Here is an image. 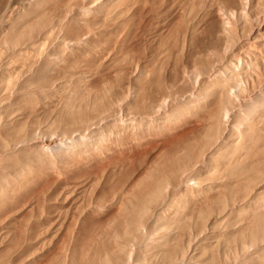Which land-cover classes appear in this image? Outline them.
Masks as SVG:
<instances>
[{
    "label": "rangeland",
    "instance_id": "374dc122",
    "mask_svg": "<svg viewBox=\"0 0 264 264\" xmlns=\"http://www.w3.org/2000/svg\"><path fill=\"white\" fill-rule=\"evenodd\" d=\"M48 1L49 0H47L46 5L45 0H0V51L5 50V52L3 53L1 51L2 55L4 53L8 55V53H11V51H13V46L7 42V36L9 35L7 33L12 32L13 29H17L20 34L24 31H29L30 27L33 26V30L31 29L29 33H25L24 42L16 47L15 50L19 48L20 50L23 49L24 51V48H28L27 45L33 44V42H37V44L35 43L36 45L33 44V46H36L34 47L35 49L33 48V51L36 50L37 52L34 51V53L32 51L34 54L31 53L33 56L31 55L32 57L28 59V62L26 60V63L22 58L20 59V57L11 61H17L19 63V59L20 62L22 60L26 65L25 66L24 64L19 63L23 65V68H27L31 63V65L33 66V70L39 66L46 67L47 70L45 73V81H38V84H34L33 88H28V93L24 94L26 98L21 101L16 107H20L19 109H22L20 110V112L19 110H16L15 113L11 114L10 112H7L5 110L1 111L4 115L1 114L0 116V118L2 119H0V121H3V123L0 122V127L5 128L7 126L5 128L7 130V133L5 132L6 130L0 129L1 131H3L0 132V134L2 133L0 141L2 139L5 140V136L10 133L9 131H11V128L13 126H19L20 121V126L24 127L27 125L25 127L27 135L21 143L19 142L20 145L17 144L19 146L18 148H15V152L13 150H9L8 152L7 150V152L3 154L4 151L1 153L0 150V174H2L3 171L13 172L12 169H14V167L18 168V171L20 172H18V178L14 175V173H11V178L7 176L8 174H4L6 175V177H8L6 178V185H4L3 180L0 179V182L2 183V185H0V264H131L132 262V264H193L191 260H193V256L195 254L202 256H198V258L200 257V259H197L196 261H199L198 264H254V262H256V259L258 258H260L258 259L259 262L257 261L258 264H264V255H262L264 254V239L261 240L262 242L260 241L256 242V244H250L249 241L252 240L246 238L245 236L248 234L247 230L245 229H248L247 227H249V225L251 226L250 222H247L248 219V221H250L249 217L252 213L249 211H251L253 208L258 207L260 213L262 214V216H264V193H262L264 192V161L260 162L263 163L262 165L259 164V167H261V169L258 168L259 170L256 171L257 173H255V180L251 179L252 181L249 180L247 182V184L249 183L251 186L250 189L246 188L243 182H240V184L237 181L238 184L235 185L236 180H234L232 177H225L229 182L226 181V179L219 174L220 172L214 173V171H218L216 165L220 162H216L214 158H212V155L209 153V151L203 152L202 156L201 146L198 145V140L204 137L203 124L199 120H196L195 116L189 111L191 104H193L192 101L197 98L196 94L202 87L200 82L203 78L207 80L209 78L208 81H211L215 78V74L220 70L226 72L228 68H233V66H235L236 64V66H238L239 63V66H244V68L241 70L242 76L240 75V79L241 81H243V84H245L244 81L247 78V83H249L250 89L247 93V96L244 93L241 95L237 93L238 90L236 88L231 89L232 92H234V90L236 92L233 93V97L236 95V100H240L238 102L234 99V106L237 107L241 104H244L243 102H241L243 96L250 99L258 97V95L256 94V90L253 91L251 89V84L253 82V84L256 85L264 81V0H217V2H215L216 0H195L196 2H194V6L192 3L194 0H104V2L103 0H66L67 2L65 0H59V3L54 0V2L52 1L53 4H51V0L49 2ZM189 2L191 3L189 4ZM42 3L43 7L41 6ZM61 3H63V5H59ZM48 4L51 5V7ZM191 4L193 7L191 6ZM45 5L50 10L48 8L47 10ZM41 7L43 8L44 14L42 13V11V14H39ZM38 8H40V10ZM44 10L46 12H44ZM85 10H87L88 14H90L91 16L87 15V12ZM35 12H38V18L37 15L34 14ZM84 12L86 15H83L86 17L82 15V13ZM232 12H235L234 15L236 14V16H231ZM245 13H247L246 15L248 16L249 20L246 19V17L244 18ZM31 16L33 19L35 17L37 23L31 18ZM101 16L102 18L106 16L103 18L105 21L102 20ZM31 21L33 22L32 24ZM39 21L41 22L38 23ZM11 23H13L12 26ZM20 23L24 24V26L23 24L21 25L25 30H22L23 27H21V25L20 28L22 31L19 29L18 26ZM33 24L36 25L34 26ZM13 25L16 26L14 27ZM236 25L239 27H237ZM226 26L229 27L230 30L233 27L234 29L230 31ZM49 29H51V31ZM236 29L238 31L241 30L239 34ZM47 32H49L50 36ZM232 32H234L238 36L236 35V37ZM46 33L49 37L46 35ZM43 39L46 41H44ZM245 39L249 40L246 41ZM42 41L44 47L41 46ZM44 42H46L47 44H45ZM3 43H5L4 45L6 46H4ZM248 43L249 45H251V48L247 46ZM255 49L261 50L256 51ZM227 50H229L230 52ZM64 51L66 53H64ZM71 52L72 54H70ZM12 54L13 53H11L10 55ZM80 54L82 55L79 56ZM224 54L227 57H225ZM254 54L257 56L259 62L257 64V66L259 67L256 68L257 70L253 68L257 66H252L251 69L249 67H245V63H247V61L251 60L250 62H252V60H254V58L252 57V55ZM82 56L85 57L82 58ZM76 57L78 59H76ZM84 58L86 59V61ZM2 59H0V65ZM32 59L33 61H31ZM83 59L85 62L83 61ZM164 59L165 61H163ZM236 59H240L238 60L239 63H237ZM73 60L76 62L78 60L80 61L76 63ZM61 61L63 62V64H61ZM17 62L15 63V65H11L9 68L14 69L16 67L15 69H18L21 65H19ZM64 63L66 64V66ZM159 63H161V66L159 65ZM74 66L78 69H76ZM224 66L227 68V70ZM70 67L73 69H70ZM205 70L206 72H203V75L201 71ZM251 72H254L258 77L253 75ZM197 75H199V77H197ZM248 76L251 77L252 80H249ZM195 78L197 79L196 83ZM58 81L65 82L67 86L62 82V85H59ZM83 82L88 83L83 84ZM70 83L71 86L69 88L68 84ZM54 86L58 87L55 89L53 88ZM52 88L55 91H52ZM41 90H43L44 93ZM62 90L65 91L63 92ZM51 91L52 93L50 94ZM86 91H89V93H86ZM48 92V95L50 97L46 94ZM68 92H72V94H69ZM31 94L33 96H30ZM43 94H45V97L43 96ZM68 94L71 97H80L82 94H84L83 96L87 95L88 98L95 101L97 110L90 112V114L94 116V118H89L93 119V121L91 120V123L83 126L79 125L80 128H75L73 126L74 128L71 129L70 126L72 125L69 124V117L71 115H69V113H67V109H65V107L67 106L65 100L67 101V99H69L68 96L66 97V95ZM27 95L30 97H28ZM34 96L38 97L35 98ZM62 97L64 99H62ZM40 98L42 99L40 100ZM167 98L170 99L167 100ZM181 98L185 100H182ZM35 101L38 102L37 104L39 107H37L35 104H32ZM63 102H65L64 104L66 106L63 105ZM24 103L28 105L32 104L31 106L27 105V108H30L32 106L33 107L31 109L35 107L38 108L37 110L35 109V114L34 112L32 114V110L29 109V113L31 114L28 115V117L26 115L28 114V109H26ZM4 104H6V102ZM60 105L65 106L62 110V113L64 115L60 114V108H63V106L60 107ZM103 105L107 110L104 109ZM118 105L120 109L118 108ZM157 105L161 106L162 109H160V107H158ZM157 109L163 111L158 112ZM186 111L188 112V114ZM176 112L180 114L177 115ZM174 113H176V115ZM230 113L231 112H229L228 115L231 118V121L229 120L230 123H226L227 117L225 119L223 118L224 124H222V132L223 136L225 137H232L231 128L233 124L237 127L236 129L239 128V130H243V128L246 129V126H250L246 122H243L244 124L242 122H239L238 124V122H236L238 115L234 111L231 114ZM5 114L7 115L5 116ZM21 114L24 116H22ZM56 114L59 117H57ZM8 115L9 117L7 118ZM170 117L171 119L166 120V118ZM172 118H174V121L172 120ZM60 119L62 121H60ZM8 120L10 121L8 122ZM158 120H160L161 122ZM45 122L48 126L45 124ZM262 124H264V118L260 119L259 124L256 123L255 125H252L255 127V131H262V133H260L263 135L264 125ZM225 125L228 127H226ZM97 126H99V128ZM42 127L45 128L43 129ZM227 128L229 129L227 130ZM78 129L81 130L78 131ZM101 130H104L105 132L103 131L104 133H101ZM94 131H96V134H98V136L96 135L97 139L95 141L91 138L93 134H95ZM50 134H55L54 137L52 136V138H56L54 140H51L49 137ZM79 135L87 136L86 149L89 148L88 150H86L84 147L83 151L81 150V147H75V145L68 148L67 150L63 148L60 150H56L55 148H53L50 151L46 150V152L44 151L45 149L41 150L44 144L50 145V142L52 141L57 142L60 137L62 138V136H67L69 137V139L78 140L79 138L77 139V137ZM99 135L101 136V138ZM105 136L107 137L105 138ZM236 136L238 137V134L235 135V137ZM235 137L232 139L235 141L236 145V143L238 142V138L235 139ZM89 139L91 143L88 142ZM97 140H100V143ZM5 141L3 143H5ZM37 141L39 142L38 144L36 143ZM41 142L44 143H42V147ZM77 148L78 150H80V153H78L79 151L76 150ZM74 149L79 155L74 151L73 152L76 155L72 153L71 150ZM186 149H190L193 152L192 159L197 162L196 166L194 168L185 169L186 173L183 175L184 179L183 176L179 178L171 177L170 183L171 186L175 188V190L177 188L176 192L174 188L170 186L171 188H169V191L168 189H165L166 191H164L161 199H159L158 202L151 207L152 209L150 208L149 212H145V214L144 212L143 214L141 213L143 215V217H141L143 223L142 225H139L138 223L137 224L142 227L141 229L139 227L136 228L140 230H142L143 228L144 232L140 230L137 231V229L136 232H131L133 233V240L135 237V242H133L131 236H127L124 234H128L129 232L127 233V231L124 230L123 227L118 231L113 232L112 228L109 225L118 217V209L120 208V204H118L119 201L121 199L126 200L134 198L132 190L135 189L148 177L149 171L151 169L155 167L157 168L160 166V164L162 165L163 163H166L167 160L175 153H184ZM12 152L15 153L14 156L12 154L10 155V153ZM259 152L260 151H258L256 155H253L252 158L254 159L256 156H262V153L260 154ZM203 162L204 165H202ZM214 163H217L215 165L216 167L214 166ZM22 164H24L25 166H22ZM221 166L222 163L219 164L218 167L223 170ZM21 170H23V173L21 172ZM178 170L176 169L174 171L178 172ZM204 171H207L205 175ZM261 177H263V180H261ZM180 180L183 181L181 182ZM218 180L219 182L225 180L224 182L231 183L228 185H232V187L226 186V183H224V185L226 184L225 186H220L222 183H220L219 185ZM231 180H233L235 184H233ZM253 180L256 182L258 181L259 184H257L258 182L255 183ZM184 181L186 184L188 183V185H186ZM208 184H212L210 188ZM252 184L254 187L252 186ZM182 185L184 188L181 187ZM185 186H187L188 188L192 186L193 188H195V192H197L196 188L199 189V187L201 186L200 188L202 190H199L203 192V194L200 193L201 195H203V199L200 194H197L198 197L200 195L198 199L194 190L192 191L191 188V190L188 191V188ZM257 187L258 190L260 188L259 191L257 190ZM218 189H220V191ZM199 190L198 192H200ZM184 191L186 192V194H188L189 192L188 198L186 197L187 195L184 196L186 200H199L201 203H203V205L199 201L198 202L200 203V205L197 201L192 202L193 204L190 203V206L192 205V209L196 206V210H192L194 211V216L192 218L193 220L186 219L187 221H185H190L191 223H188L191 224L190 226H192L193 224V227H199L196 232L194 231L195 227L193 228L192 236L190 235V238L188 237L189 229L188 226H186L187 224L185 225V221H183L184 219L182 221H179L180 223H184H178L179 226H176V224L174 223L175 221L172 222L173 220L178 219H176V214L174 212L173 213L175 215L172 213L174 209L177 210V213L178 211L182 212V210H185V213L188 212V209H186L184 203L179 202L178 199L180 197L179 194H181V196L185 195L183 194L185 193ZM190 191L192 193H190ZM217 191H219L220 193L223 192L224 195H222V193L221 195H219L220 193L218 192V194ZM165 193L169 195L167 196ZM209 193L213 194L210 195ZM216 193L219 195V198H216L218 197ZM191 194L193 197L195 195L196 199L195 197L194 199L190 197ZM250 194H252L251 198L249 197ZM174 195L178 196L175 197ZM208 195H210V197ZM212 195L214 198L212 197ZM259 195H263V198H260ZM221 196L227 197L228 201L225 197H223L222 199ZM211 197L212 200H209V198ZM258 197L260 198L258 199L259 201L257 200ZM175 198L179 202L178 205V202ZM224 198L227 201H225L227 205L225 203H222L224 202ZM201 199L203 201H201ZM206 199L209 201L207 202ZM213 199L215 200L214 203ZM216 199L219 200L217 201ZM252 199L255 200L250 201ZM175 200L176 203L174 202ZM238 200H241L244 204H247L248 207V204H250L249 202H252V204H256L259 206L255 205L254 207V205L250 204V208L246 206V212L245 210H243L245 205L240 202L241 204L239 203L237 206L240 207L242 204L244 205L243 209L241 208V210L245 211V213H243L244 215H242V211H240L239 208H237L236 210L238 212L232 209L233 206L235 207V204H237L236 202H238ZM210 202L212 204H210ZM215 202L217 203V206H215ZM205 203L208 207L205 205ZM174 204L175 206H177L174 207ZM178 206L180 207L179 209H182L181 207L183 206V209L179 210ZM212 206L214 207V210L212 209ZM218 206H221L222 209L224 207H226L225 209L228 208L227 211L232 209L229 211L230 214H225L227 216V219L226 216L225 220H223V218V221L220 219L221 222H223L222 226L220 221H214V217H216V219L218 218L217 214L219 213H217L216 210ZM221 207L219 208V212L221 211ZM158 208H160L162 211ZM164 209H166V211ZM198 209H200V211ZM208 209L212 210L207 211ZM154 211L157 212V214ZM196 211L199 213H197ZM212 211H214L215 214H213L214 212L212 213ZM231 211L233 214L231 213ZM171 213L175 217V219L172 215H170ZM196 213L199 215H196ZM236 213L241 214L242 217H238ZM141 214L138 213V215L142 216ZM138 215L136 214V216L133 215L132 217L137 219ZM152 215H155L156 217L153 216L152 218ZM169 215L173 217L172 221H170L172 218H169L170 220L167 219ZM208 215L211 221L213 219L214 220L210 222L212 225L208 223L209 225L207 224V227L204 228V221H210L208 219ZM244 216L248 218H244ZM162 217L167 218L166 220H164V218L162 219ZM203 218H206V220H203ZM231 218H234L235 221ZM237 218H240V220H238ZM242 218L244 219L245 223ZM158 219L160 222L158 221ZM161 219L163 222L161 221ZM191 220L193 221V223ZM161 222L167 223L170 226L172 225L171 223L175 224V227H173L171 230H173L174 233L176 232L178 236H181V233L183 234V237L185 239L183 241L185 253L183 252V254L185 256L183 255V258H180V260L179 256L181 257L182 254L177 253V249L175 248L176 241H173L175 240V238H172L176 237L177 239V236H174L176 235V233L174 234L173 231L170 232L173 234V236L170 240L169 234V236H167L169 237V239H167L165 235L166 231L163 228L161 229V227L163 226ZM156 223H158V225L160 226L157 227L158 225ZM232 223H237L238 225L236 224L234 226L232 225ZM241 224L242 227L244 226V228L240 227ZM185 227H187L188 230H185ZM157 228H160L161 230L159 229L158 231H156ZM214 229H216V231ZM236 229H244V231H240L239 233V230L237 231ZM209 230L214 232L212 233ZM234 230L236 231L234 232ZM139 232L141 234H139ZM242 233L245 235L243 236ZM234 234H236V239L234 238ZM162 235H165L163 237H165L167 240L165 238H162ZM118 236L120 237V239H118ZM114 237H117L118 240H122V243L123 241L126 243L128 241L129 246L128 244L124 243L123 245H126V247H128L126 248L127 250H130L131 252L133 251L132 254H130V258H128L129 256H127V258L125 256V254L129 253L126 252L127 250H123V253H121V250H119L120 245L118 244V242H116V245H119V249L116 248L117 246L115 244H112L114 243ZM159 237L165 240L163 243L162 239H160V247L155 244L158 242L157 240H159ZM142 240L145 242H142ZM152 240H154V243H152ZM166 241H170V243H167ZM172 241L174 243V246L172 245L173 247L170 246ZM130 242L132 245L131 247H134L133 249L130 248ZM148 242H150L151 244L148 245ZM244 242L246 243V245L244 244ZM122 243L120 244L122 245ZM186 243H189L190 247ZM123 245L121 247H123ZM199 245H202L203 247H205V249L202 246L200 247L201 250L197 249L199 248ZM243 245L246 246V249ZM257 245L258 250L256 249ZM170 249H173L171 251L173 253V256H171L172 254L170 252ZM241 249L244 250L241 251ZM162 251L165 252L163 253ZM173 251L178 254V257H175L176 254ZM196 251H200L203 253L201 255V253H197ZM154 252L157 255L156 258ZM120 253L122 255H120ZM153 253L154 256H152ZM168 253L170 254V256H168ZM106 255L109 257V259L104 258L106 257ZM148 255L153 259H150ZM190 255L192 258L191 260H189ZM138 256H140V258H137ZM170 257L172 259H170ZM145 258L146 263L143 260ZM173 258L175 260H173ZM129 259L131 260L129 261ZM246 259H248L249 261H246ZM136 260L140 261L138 262Z\"/></svg>",
    "mask_w": 264,
    "mask_h": 264
},
{
    "label": "bare ground",
    "instance_id": "6f19581e",
    "mask_svg": "<svg viewBox=\"0 0 264 264\" xmlns=\"http://www.w3.org/2000/svg\"><path fill=\"white\" fill-rule=\"evenodd\" d=\"M50 1V0H49ZM48 1V2H49ZM54 2V0H51V2ZM59 0H56V2H58ZM61 1V0H60ZM59 1V2H60ZM66 1V0H65ZM118 1V0H117ZM191 1V0H190ZM193 1V0H192ZM197 1V0H196ZM195 0L192 2L193 3V6H194V2H196ZM227 1V0H226ZM45 2H46V5H47V0H45ZM45 2H44V4H45ZM53 2L51 3V4H53ZM55 2V3H56ZM58 2V3H59ZM67 2V1H66ZM66 2H64V3H66ZM103 2H104V0H103ZM215 2H217V0L215 1ZM264 2V1H263ZM262 2V3H263ZM34 3V2H33ZM191 2H189V4H190ZM31 4V3H30ZM94 4H96V3H94ZM114 4V3H113ZM117 4V3H116ZM211 4H212V1H211ZM250 4V3H249ZM45 5V6H46ZM49 5V4H48ZM59 5H63V3H61V4H59ZM28 6H29V4H28ZM41 6L43 7V3L41 4ZM50 7H51V5H49ZM191 6H192V4H191ZM191 6H190V8H191ZM192 6V7H193ZM200 6V5H199ZM246 6H248V5H246ZM245 6V7H246ZM261 6V5H260ZM40 7V6H39ZM41 7V10H40V8H38L39 10H37V11H39L40 13L39 14H42L43 13V8ZM48 7L46 6V9H47ZM57 8V7H56ZM128 8V7H127ZM185 8V7H184ZM246 8H248V7H246ZM45 9V8H44ZM49 9V8H48ZM47 9V10H48ZM53 9V8H52ZM55 9V8H54ZM249 9V8H248ZM50 10V9H49ZM81 10V9H80ZM82 10H84V9H82ZM89 10V9H88ZM187 10V9H186ZM193 10V9H192ZM22 11V10H21ZM41 11H42V13H41ZM54 11V10H53ZM86 12H87V10H85ZM111 11H113V10H111ZM24 12V11H23ZM44 12H46L45 10H44ZM83 12V11H82ZM100 12V11H99ZM242 12V11H241ZM244 12V11H243ZM28 13V12H27ZM112 13V12H111ZM189 13V12H188ZM208 13V12H207ZM234 13L235 12H232V15L231 16H236V14L234 15ZM259 13V12H258ZM32 14V13H31ZM34 14H36L37 15V18H38V12L36 13H34ZM44 14V13H43ZM89 15V16H91L90 14H88V12L85 14V12L84 13H82V15ZM247 13H245V15H246ZM19 15V14H18ZM18 15H17V18H18ZM33 15V14H32ZM35 15V16H36ZM83 15V16H84ZM244 15V18L246 17V19H248V16L246 15L245 16ZM41 16V15H40ZM84 17H86V16H84ZM88 17V16H87ZM94 17V16H93ZM104 17H106V16H104ZM103 17V18H104ZM24 18V17H23ZM26 18V17H25ZM31 18H32V16H31ZM36 18V19H37ZM101 18H102V16H101ZM102 18V20H104ZM201 18V17H200ZM243 18V19H244ZM33 19V18H32ZM40 19V18H39ZM199 19V18H198ZM245 19V20H246ZM31 20V19H30ZM36 23H37V21L35 20V17H34V19H33ZM32 20V21H33ZM46 20V19H45ZM249 20V19H248ZM25 21H26V19H25ZM31 21V24L33 23ZM105 21V20H104ZM247 21V20H246ZM12 22V21H11ZM20 22V21H19ZM34 22V23H35ZM41 21H39L38 23H40ZM99 22V21H98ZM103 22V21H102ZM235 22H236V20H235ZM227 23H229V22H227ZM232 23V22H231ZM12 24L13 23H11V26H12ZM21 24H23V23H20L19 24V29L21 30V28H20V25ZM26 24V23H25ZM27 24H28V21H27ZM30 24V23H29ZM30 24V25H31ZM50 24V23H49ZM198 24V23H197ZM16 25H18V24H16ZM15 25V26H16ZM29 25V26H30ZM34 25V24H33ZM36 25V24H35ZM34 25V26H35ZM191 25V24H190ZM196 25V24H195ZM234 25V24H233ZM14 26V25H13ZM14 26V27H15ZM23 26H24V24H23ZM22 25H21V27H23ZM29 26H27V27H29ZM32 26V25H31ZM50 26V25H49ZM194 26V25H193ZM225 26V25H224ZM237 26V25H236ZM17 27V28H18ZM195 27V26H194ZM227 27V26H226ZM237 27H239V26H237ZM9 28V27H8ZM25 28H26V26H25ZM33 26L32 27H30V30L32 29L33 30ZM36 28V27H35ZM56 28V27H55ZM227 28H229V27H227ZM231 28H232V26H231ZM11 29V28H10ZM24 29V27L22 28V30ZM188 29V28H187ZM186 29V30H187ZM232 29H234V27L232 28ZM232 29L230 30V28H229V30L230 31H232ZM21 30V31H22ZM25 30V29H24ZM29 30V29H28ZM29 30V31H30ZM50 31H51V29H49ZM258 30V29H257ZM263 30V29H262ZM29 31H24V32H22V33H20L19 34V32H18V30L16 29V30H14L13 29V31L12 32H10V33H7V30H6V33L7 34H9L8 36H7V42L10 44V45H12L13 46V48H12V50L13 51H11V53H13L12 55H10L11 53H8V55L6 54V53H4L3 55H2V53L3 52H5V50L4 51H2V53H1V51H0V59H2V58H4V59H2L1 60V65H0V67H1V71H0V116H1V114H3L1 111H7V112H10L11 114L12 113H15V111L17 110H19V112H20V110H22V109H19V108H16L17 107V105L21 102V101H23L25 98H26V96L24 95V94H27L28 92V88H33V85L34 84H38V81H45V79H46V77H45V73H46V67H37V68H35L34 70H33V66L31 65V63L28 65V67L27 68H23V65H21V64H19V63H22V64H24L23 63V61L25 62L26 60H27V62H28V59H30L33 55L31 54V53H33L34 51H36V50H34L33 51V48L34 47H36V46H33V44H37V42H33V44H30V45H27L28 46V48L26 49V48H24V51H23V49H16L15 50V48L16 47H18L22 42H24V39H25V33L26 32H28L29 33ZM49 31V32H50ZM53 31H54V29H53ZM60 31V30H59ZM224 31V30H223ZM234 31V30H233ZM236 31L238 32V34H239V32L241 31H238L237 29H236ZM260 31V30H259ZM18 32V33H17ZM49 32H47L48 33V35H49ZM235 32V31H234ZM234 32H232V33H234ZM263 32V31H262ZM5 33V34H6ZM47 33H46V35H47ZM229 33V32H228ZM227 33V34H228ZM236 33V32H235ZM234 33V34H235ZM243 33V32H242ZM261 33V32H260ZM259 33V34H260ZM220 34V33H219ZM47 35V36H48ZM91 35V34H90ZM225 35V34H224ZM230 35H231V33H230ZM237 34H235V36H236ZM4 36V35H3ZM2 36V37H3ZM50 36V35H49ZM48 36V37H49ZM218 36V35H217ZM232 36H234V35H232ZM238 36V35H237ZM236 36V37H237ZM254 36V35H253ZM252 36V37H253ZM47 37V38H48ZM182 38V37H181ZM233 38H235V37H233ZM251 39V38H250ZM1 40V39H0ZM41 40V39H40ZM44 40V39H43ZM193 40V39H192ZM246 40V39H245ZM249 40V39H248ZM248 40H246V41H248ZM39 41V40H38ZM44 41H46V40H44ZM83 41V40H82ZM245 41V42H246ZM250 42V41H249ZM39 43V42H38ZM45 44H47L46 42H44ZM64 43V42H63ZM82 43V42H81ZM86 43V42H85ZM247 43V42H246ZM264 43V42H263ZM5 43H3V45H4ZM35 44V45H36ZM73 44V43H72ZM76 44H78V43H76ZM75 44V45H76ZM2 45V46H3ZM64 45V44H63ZM86 45V44H85ZM182 45V44H181ZM184 45V44H183ZM209 45V44H208ZM4 46H6V45H4ZM26 46V47H27ZM41 46L42 47H44V45H43V41L41 42ZM41 46H40V48H41ZM68 46V45H67ZM77 46V45H76ZM79 46V45H78ZM185 46V45H184ZM241 46V45H240ZM247 46H249V48H251V45H249V43L247 44ZM22 47H24V46H22ZM85 47H87V46H85ZM96 47V46H95ZM182 47V46H181ZM1 48V47H0ZM67 48V47H66ZM72 48V47H71ZM184 48V47H183ZM223 48H225V47H223ZM230 48V47H229ZM241 48H243V47H241ZM241 48H240V50H241ZM254 48V47H253ZM256 48V47H255ZM259 48V47H258ZM5 49V48H4ZM9 49V48H8ZM8 49H6V50H8ZM35 49V48H34ZM81 49V48H80ZM79 49V50H80ZM88 49V48H87ZM87 49H86V51H87ZM37 50H39V49H37ZM42 50H44V49H42ZM181 50V49H180ZM256 51H259V50H261V49H255ZM33 51V52H32ZM81 51V50H80ZM167 51V50H166ZM166 51H164V52H166ZM224 51V50H223ZM226 51V50H225ZM227 51H229V50H227ZM37 52V51H36ZM44 52V51H43ZM82 52V51H81ZM90 52H92V51H90ZM163 52V53H164ZM211 52V51H210ZM209 52V53H210ZM230 52V51H229ZM35 53V52H34ZM33 53V54H34ZM41 53H42V51H41ZM64 53H66L65 51H64ZM74 53V52H73ZM77 53H78V51H77ZM176 53V52H175ZM215 53V52H214ZM223 53V52H222ZM261 53V52H260ZM69 54V53H68ZM70 54H72V52L70 53ZM166 54V53H165ZM264 54V53H263ZM2 55V56H1ZM5 55V56H4ZM32 55V56H31ZM64 55V54H63ZM75 55V54H74ZM73 55V56H74ZM82 54H80L79 56H81ZM87 55V54H86ZM85 55V56H86ZM164 55V54H163ZM225 55V54H224ZM246 55V54H245ZM36 56V55H35ZM85 56H82V58L83 57H85ZM161 56V55H160ZM176 56V55H175ZM217 56V55H216ZM233 56V55H232ZM232 56H231V58H232ZM2 57V58H1ZM20 57V59L22 58L23 59V61L21 60V62H20V60L18 59V61H19V65H21L22 66V68H21V66L18 68V69H13V68H9L11 65H15V63L14 62H12L11 60H14V59H16V58H19ZM24 57H25V60H24ZM37 57V56H36ZM39 57V56H38ZM78 57V56H77ZM76 57V59H78ZM166 57H168V56H166ZM225 57H227L226 55H225ZM230 57V56H229ZM228 57V58H229ZM239 57V56H238ZM238 57H236V58H238ZM252 57L254 58V60H252V62H250V61H247V63H245L246 65H245V67H249L250 69L252 68V66H257V64L259 63L258 62V59H257V56L254 54V55H252ZM260 57H261V54H260ZM35 58V57H34ZM33 58V59H34ZM61 58V57H60ZM74 58V57H73ZM213 58V57H212ZM219 58V57H218ZM33 59L31 60V61H33ZM62 59V58H61ZM75 59V60H76ZM85 59V58H84ZM84 59H83V61H84ZM230 59V58H229ZM64 60V59H63ZM80 60H82V59H80ZM80 60H78L77 62H79ZM195 60V59H194ZM193 60V61H194ZM221 60V59H220ZM226 60V59H225ZM237 60V63H239V61L238 60H240V59H236ZM36 61V60H35ZM74 61V60H73ZM82 61V62H83ZM85 61H86V59H85ZM84 61V62H85ZM163 61H165V59L163 60ZM192 61V62H193ZM245 61V60H244ZM62 62V61H61ZM65 62V61H64ZM74 62H76V61H74ZM76 62V63H77ZM82 62H80V63H82ZM162 62V61H161ZM223 62H224V60H223ZM229 62V61H228ZM26 63V62H25ZM264 63V62H263ZM61 64H63V62L61 63ZM65 64V63H64ZM161 63H159V65H160ZM231 64H233V63H231ZM240 64V63H239ZM239 64H238V66H233V68H228V70H227V68H226V72H224V71H222V70H220L218 73H216V72H214V73H216L215 75V78L213 79V80H211V81H208L209 80V78H208V80L207 79H205V78H203L202 80H201V82H200V84H201V88L198 90V92H197V94H196V96H197V98L195 99V100H193L192 102H193V104H191V107L190 106H188V107H190V109H189V111H190V113H192L194 116H195V118H196V120H199L200 122H202V124H203V128H204V137L202 138V139H200V140H198V145L199 146H201V151H202V156H203V152H205V151H209V153L212 155V158H214V160L217 162V161H219L220 163L219 164H221L222 163V166H221V168H223V170L222 169H220V167H218L219 166V164H215L214 163V166L216 165L217 166V170L218 171H214V173L215 172H220L219 174L221 175V176H223L224 178L225 177H232L234 180H236V184H235V182L233 181V180H231V182L233 183V184H235V185H237L238 184V182L240 183V182H243V184H245V187L246 188H249L250 189V184L248 183L247 184V182L249 181V180H251V179H254L255 178V173H257L256 171L257 170H259L258 168H260L261 169V167H259V164H263V163H260L261 161H264L263 159H264V137H263V135H264V132H263V135L261 134L262 133V131H255V127L252 125V124H259V121H260V119H263L264 118V81L262 82V83H258V84H253V82H252V90L254 91V90H256V94L258 95V97L256 98H254V99H250V98H246L245 96H243V98H242V100H241V102H243L244 104H241V105H239V106H234V99L236 100L237 99V97H236V95L234 96V97H236V98H234L233 97V93H236L235 92V90H234V92H232V90L231 89H237L238 90V92L237 93H239L240 95L241 94H246V96L248 95L247 93L249 92V89H250V86H249V83H247V78H246V80L244 81L245 82V84H243V81H241V77H240V75H241V70L244 68V66H242V65H240L239 66ZM252 64V65H251ZM25 65V64H24ZM79 65V64H78ZM85 65V64H84ZM222 65V64H221ZM229 65V64H228ZM26 66V65H25ZM54 66V65H53ZM65 66H66V64H65ZM69 66V65H68ZM76 66V65H75ZM74 66V67H75ZM161 66V65H160ZM194 66V65H193ZM231 66V67H232ZM57 67V66H56ZM213 67V66H212ZM60 68V67H59ZM76 68V67H75ZM161 68V67H160ZM159 68V69H160ZM224 68V69H225ZM248 68V69H249ZM253 68H259L258 66L257 67H253ZM70 69H73V68H71L70 67ZM76 69H78V68H76ZM83 69V68H82ZM194 69V68H193ZM192 69V70H193ZM212 69V68H211ZM247 69V68H246ZM68 70V69H67ZM208 70V69H207ZM209 70H210V68H209ZM213 70V69H212ZM257 70V69H256ZM259 70V69H258ZM124 71V70H123ZM214 71V70H213ZM244 71H245V69H244ZM251 71H253V70H251ZM202 73L203 72H206V70L205 71H201ZM208 72V71H207ZM243 72V71H242ZM259 72V71H258ZM257 72V73H258ZM67 73V72H66ZM163 73V72H162ZM175 73V72H174ZM253 75H255V76H257L254 72H251ZM69 74V73H68ZM186 74V73H185ZM196 74H197V72H196ZM199 74H200V71H199ZM87 75V74H86ZM163 75V74H162ZM194 75V74H193ZM203 75H204V73H203ZM214 75V74H213ZM262 75V74H261ZM90 76H92V75H90ZM242 76V75H241ZM251 76V75H250ZM194 77H196V76H194ZM197 77H199V75H197ZM210 77V76H209ZM258 77V76H257ZM263 77V76H262ZM33 78H35V79H33ZM87 78V77H86ZM86 78H84V79H86ZM211 78H213V77H211ZM256 78V77H255ZM32 79V80H31ZM76 79V78H75ZM196 79V78H195ZM248 79L249 80H252L251 79V77H249L248 76ZM78 80V79H77ZM80 80V79H79ZM82 80V79H81ZM189 80V79H188ZM257 80H258V78H257ZM64 81V80H63ZM195 81V80H194ZM59 82V81H58ZM57 82V83H58ZM62 82V81H61ZM59 82V85H62V83H65V82ZM67 82V81H66ZM70 82V81H69ZM82 82V81H81ZM80 82V83H81ZM160 82V81H159ZM197 82V79H196V81H195V83ZM260 82V81H259ZM61 83V84H60ZM85 82H83V84H84ZM88 83V82H87ZM87 83H85V84H87ZM194 83V82H193ZM192 83V84H193ZM66 84V83H65ZM248 84V85H247ZM58 85V84H57ZM73 85V84H72ZM66 86H67V84H66ZM70 86H71V83L70 84H68V87L70 88ZM82 86V85H81ZM158 86V85H157ZM34 87H36V86H34ZM58 87V86H57ZM56 86H54L53 88H57ZM64 87V86H63ZM192 87V86H191ZM195 87H197V86H195ZM52 88V89H53ZM68 88V89H69ZM51 89V90H52ZM88 89V88H87ZM86 89V90H87ZM90 89V88H89ZM50 90V89H49ZM60 90V89H59ZM65 90H67V89H65ZM64 90V91H65ZM231 90V91H230ZM42 92H43V90H41ZM44 91H45V89H44ZM46 91H47V89H46ZM52 91H55L54 89L52 90ZM52 91L50 92V94L52 93ZM63 91V90H62ZM61 91V92H62ZM63 91V92H64ZM85 91V90H84ZM194 91H195V89H194ZM89 93V91H86V93ZM99 92V91H98ZM108 92V91H107ZM11 93H13V94H11ZM39 93H40V90H39ZM44 93V92H43ZM69 93V92H68ZM71 94H72V92H70ZM69 93V94H70ZM85 93V92H84ZM195 93V92H194ZM251 93V92H250ZM254 93V92H253ZM47 95L49 94V92L48 93H46ZM64 94V93H63ZM69 94L68 95H66V97L68 96V98L69 99H67V101L65 100V102H66V105L64 104L65 102H63V105H65V106H63V105H60V107H62L63 106V108H60L61 110H60V114L62 115L63 113H62V110L64 109V107H65V109H67V113H69V115H71L69 118H70V122H69V124H71L72 126H70L71 127V129H73L74 127L75 128H80L79 127V125L80 126H83V125H87L88 123H91V120L93 121V119H89L90 117H93L94 118V116L92 115V114H90V112L91 111H96L97 110V107L95 106V101L93 100V99H90V98H88V96L86 95V96H83L84 94H80L79 96L80 97H76V96H74V97H71V96H69ZM252 94V93H251ZM1 95H3V96H1ZM45 94H43V96H44ZM58 95V94H57ZM78 95V94H77ZM130 95V94H129ZM188 95V94H187ZM28 96V95H27ZM30 96H33L32 94L30 95ZM30 96H28V97H30ZM41 96V95H40ZM49 96V95H48ZM52 96V95H51ZM54 96V95H53ZM238 96V95H237ZM35 97V96H34ZM36 97H38V96H36ZM35 97V98H36ZM45 97V96H44ZM50 97V96H49ZM61 97V96H60ZM65 97V96H64ZM131 97V96H130ZM185 97V96H184ZM191 97H192V95H191ZM33 98V97H32ZM34 98V99H35ZM54 98V97H53ZM239 98V97H238ZM42 98H40V100H41ZM60 99V98H59ZM62 99H64L63 97H62ZM66 99V98H65ZM131 99V98H130ZM170 99V98H169ZM168 98H167V100H169ZM179 99V98H178ZM182 99V98H181ZM240 99V98H239ZM29 100V99H28ZM163 100V99H162ZM161 100V101H162ZM166 100V101H167ZM182 100H185V99H182ZM38 101V100H37ZM37 101H35L34 103H32V104H35L37 107H39L38 106V102ZM102 101V100H101ZM117 101V100H116ZM236 101H238V100H236ZM240 101V100H239ZM238 101V102H239ZM6 102V104H4ZM111 102H112V100H111ZM172 102H173V99H172ZM29 103V102H28ZM174 103H175V101H174ZM178 103V102H177ZM25 104V103H24ZM32 104H30V105H28V104H25V106H26V109H28V114H26L27 116L28 115H30L31 113L33 114V112H34V114H35V111L38 109V108H36L35 107V105H34V107L35 108H33L34 109V111H33V109H31L32 107H28L27 108V105L28 106H31ZM114 104V103H113ZM161 104V103H160ZM163 104V103H162ZM165 104V103H164ZM166 104H167V102H166ZM22 105V104H21ZM40 105V104H39ZM176 105V104H175ZM54 106V105H53ZM158 106V105H157ZM22 107V106H21ZM56 107V106H55ZM103 107H104V105H103ZM158 107H160V109H162V107L161 106H158ZM167 107V106H166ZM48 108V107H47ZM46 108V109H47ZM118 108L120 109V107H119V105H118ZM25 109V108H24ZM32 110V112L31 113H29L30 112V110ZM36 109V110H35ZM40 109V108H39ZM104 109H106L105 107H104ZM55 110V109H54ZM58 110V109H57ZM107 110V109H106ZM165 110H167V109H165ZM27 111V110H26ZM65 111V110H64ZM63 111V112H64ZM157 111L159 112V111H163V110H158L157 109ZM183 111H185V110H183ZM183 111H182V113H183ZM235 112L237 115H238V118L236 119V122H238V124H239V122L241 123H243V122H246L248 125H250V126H246V129L245 128H243V130L242 129H240L239 130V128L238 129H236L237 127L236 126H234V124H233V126H232V128H231V134H232V137L230 136V137H225V136H223V125L222 124H224L223 122V120L227 117V119H226V123H230V117L228 116L229 115V112ZM7 112H5V113H7ZM104 112H106V111H104ZM187 112V111H186ZM18 113V112H17ZM67 113H65V114H67ZM177 113V112H176ZM176 113H174L175 115H176ZM185 113V112H184ZM230 113V114H231ZM9 114V113H8ZM10 114V115H11ZM36 114H37V112H36ZM39 114V113H38ZM180 113H177V115H179ZM187 114H188V112H187ZM4 115V114H3ZM7 114H5V116H6ZM22 115V114H21ZM55 115V114H54ZM64 115V114H63ZM101 115V114H100ZM157 115V114H156ZM174 115V116H175ZM237 115H235V116H237ZM22 116H24V115H22ZM56 116H57V114H56ZM55 116V117H56ZM146 116V115H145ZM159 116H160V114H159ZM190 116V115H189ZM9 117V115L7 116V118ZM29 117V116H28ZM57 117H59V116H57ZM61 117H63V116H61ZM65 117V116H64ZM144 117V116H143ZM11 118V117H10ZM9 118V119H10ZM38 118V117H37ZM130 118V117H129ZM133 118H134V116H133ZM224 118V119H223ZM1 119V118H0ZM12 119V118H11ZM18 119V118H17ZM54 119V118H53ZM118 119V118H117ZM125 119V118H124ZM149 119H151V118H149ZM157 119H159V118H157ZM168 119H171V117L170 118H166V120H168ZM174 118H172V120H173ZM176 119V118H175ZM2 120V119H1ZM14 120V119H13ZM13 120H11V121H13ZM24 120V119H23ZM22 120V121H23ZM29 120V119H28ZM172 120H169V121H172ZM230 120V121H229ZM7 121V120H6ZM10 120H8V122H9ZM26 121V120H25ZM53 121V120H52ZM60 121H62L61 119H60ZM158 121H160V120H158ZM174 121V120H173ZM262 121V120H261ZM0 122H2L3 123V121H0ZM7 122V123H8ZM19 122V121H18ZM24 122V121H23ZM27 122V121H26ZM50 122V121H49ZM122 122V121H121ZM143 122H145V121H143ZM151 122V121H150ZM161 122V121H160ZM11 123V122H10ZM25 123V122H24ZM42 123V122H41ZM104 123V122H103ZM124 123V122H123ZM126 123V122H125ZM128 123V122H127ZM147 123V122H146ZM245 123V124H246ZM252 123V124H251ZM1 124V123H0ZM5 124H6V122H5ZM26 124V123H25ZM45 124L47 125V123L45 122ZM60 124V123H59ZM130 124V123H129ZM157 124V123H156ZM155 124V125H156ZM244 124V123H243ZM261 124V123H260ZM8 125V124H7ZM20 125H21V121H20ZM13 126L12 128H11V131H9L8 133V135L7 136H5V140H1L2 141V143L5 141V143H1V141H0V150H1V153L3 152V154H5L6 152H7V150H8V152H9V150H13L14 152H15V148H18V146L20 145L19 144V142L21 143L22 142V140H24L25 139V137H26V135H27V132L25 131V127L27 126ZM62 125V124H61ZM101 125V124H100ZM118 125V124H117ZM136 125V124H135ZM237 125V124H236ZM262 125H264V124H262ZM3 126H4V124H3ZM48 126V125H47ZM74 126V127H73ZM77 126V127H76ZM134 126V125H133ZM132 126V127H133ZM159 126V125H158ZM226 126V125H225ZM230 126H231V124H230ZM241 126H242V124H241ZM7 127V126H6ZM5 127V128H6ZM98 128H99V126H97ZM96 127V128H97ZM119 127V126H118ZM121 127H122V125H121ZM124 127V126H123ZM127 127V126H126ZM136 127V126H135ZM226 127H228V126H226ZM243 127H245V126H243ZM5 128H1L0 127V129H4V130H6ZM43 128V127H42ZM45 128V127H44ZM43 128V129H44ZM110 128V127H109ZM112 128V127H111ZM264 128V127H263ZM46 129H48V128H46ZM117 129V128H116ZM124 129V128H123ZM229 128H227V130H228ZM9 130V129H8ZM50 130V129H49ZM79 130H81V129H78V131ZM235 130H237V131H235ZM242 130V131H241ZM258 130V129H257ZM260 130V129H259ZM102 131V130H101ZM104 131V130H103ZM101 132V133H104V132ZM108 131V130H107ZM106 131V132H107ZM112 131V130H111ZM114 131V130H113ZM118 131V130H117ZM0 132H3V131H1L0 130ZM6 133H7V130L5 131ZM5 132H4V134H5ZM95 132V134H93ZM92 134H93V136L91 137L94 141L97 139V137H96V135L98 136V134H96V131H94ZM109 132H110V129H109ZM108 132V133H109ZM187 132V131H186ZM38 133V132H37ZM39 133H40V131H39ZM2 134V133H1ZM1 134H0V137H2L1 136ZM75 134V133H74ZM86 134H87V131H86ZM110 134V133H109ZM119 134V133H118ZM238 134V137L236 136L235 137V135H237ZM55 135V134H54ZM54 135H52V134H50V139L51 140H54L55 138H52V136L54 137ZM101 135V134H100ZM99 135V136H100ZM116 135V134H115ZM183 135H184V133H183ZM37 136H38V134H37ZM74 136V135H73ZM103 136V135H102ZM118 136V135H117ZM3 137H4V135H3ZM107 136H105V138H106ZM235 137V139H237L238 140V142L236 143V145H235V141L232 139V138H234ZM47 138H48V136H47ZM46 138V139H47ZM73 138V137H72ZM76 138V137H75ZM79 138V139H78ZM87 136L86 135H79L78 137H77V139L78 140H75V139H69V137H67V136H62V138L60 137L59 139H58V143L57 142H55V141H52V142H50L49 140V142L51 143L50 145H46V144H44L43 142H41V147H42V143L44 144L43 145V149L41 148V150H44L45 152H46V150L48 151H50L51 149H53V148H55L56 150H60V149H68V148H70V147H72V146H74L75 145V147H77V146H79V147H81V150H83L84 151V147H85V149L87 148ZM90 138V139H91ZM100 138H101V136H100ZM99 138V139H100ZM109 138V137H108ZM40 139V138H39ZM90 139H89V141L88 142H90ZM45 140V139H44ZM92 140V141H93ZM101 140V139H100ZM99 140V141H100ZM32 141V140H31ZM47 141V140H46ZM93 141V142H94ZM98 141V140H97ZM98 141V142H99ZM92 142V143H93ZM97 142V143H98ZM103 142V141H102ZM25 143V142H24ZM30 143V142H29ZM37 144L39 143L38 141L36 142ZM91 143V142H90ZM100 143V142H99ZM17 144H19V145H17ZM34 144V143H33ZM89 144V143H88ZM16 145H17V147H16ZM94 145H95V143H94ZM93 145V146H94ZM97 145V144H96ZM30 146H32V145H30ZM89 146V145H88ZM92 146V145H91ZM21 147V146H20ZM78 147V148H79ZM83 147V148H82ZM97 147V146H96ZM39 148V149H40ZM78 148L76 149L77 151H79L78 153H80V150H78ZM91 148V147H90ZM34 149V148H33ZM32 149V150H33ZM54 149V150H55ZM80 149V148H79ZM89 149V148H88ZM88 149H86V150H88ZM55 150V151H56ZM262 150V151H261ZM53 151V150H52ZM72 151V153H74V152H76L75 151V149L74 150H71ZM74 151V152H73ZM82 151V152H83ZM258 151H260L259 153L261 154L262 153V156H256L254 159L252 158V156L253 155H256V153L258 152ZM14 152H12V153H10V155L12 154L13 156L15 155V153ZM28 152V151H27ZM40 152H42V151H40ZM45 152H43V153H45ZM67 152V151H66ZM87 152V151H86ZM14 153V154H13ZM48 153V152H47ZM70 153V152H69ZM77 152H76V154H78ZM208 153V154H209ZM2 154V155H3ZM8 154V153H7ZM75 154V153H74ZM75 154V155H76ZM45 155V154H44ZM47 155V154H46ZM79 155V154H78ZM207 155V154H206ZM206 155H204V156H206ZM7 156V155H6ZM5 156V157H6ZM12 156V157H13ZM192 156H193V152L190 150V149H186V151L184 152V153H175L172 157H170L168 160H167V162L166 163H163L162 165L160 164V166L159 167H155V168H153V169H151L150 171H149V174H148V177L143 181V182H141L135 189H133L132 191H133V195H134V198H132V199H126V200H124V199H121L120 201H119V203L118 204H120V208L118 209V217L116 218V220H114V221H112L111 222V224L109 225L111 228H112V230H113V232L115 231H118L120 228H124V230H126L127 231V233L128 234H126V233H124L125 235H127V236H131V239H132V235H133V233H131V232H136V229H137V231H139L140 229H141V227L139 226V225H142V223H143V220H141V217H143V212H144V214H145V212H149V210H150V208L155 204V203H157L158 202V200L159 199H161V196L163 195V193H164V191H166L167 189H168V191H169V188H171V187H173V186H171V183H170V178L171 177H182L186 172H185V169H187V168H194L195 166H196V161H194L193 159H192ZM0 157H1V154H0ZM8 157V156H7ZM10 157V156H9ZM36 157H38V156H36ZM49 158V157H48ZM51 158V157H50ZM205 158V157H204ZM203 158V159H204ZM11 159V158H10ZM214 160H213V162H214ZM49 161H51V160H49ZM166 161V160H165ZM164 161V162H165ZM197 161H199V160H197ZM53 162V161H52ZM169 162V163H168ZM199 163V162H198ZM51 164V163H50ZM15 165H17V164H15ZM24 164H22V166H23ZM200 165V164H199ZM202 165H204V162L202 163ZM264 165V164H263ZM25 166V165H24ZM215 166V167H216ZM205 167V166H204ZM209 167V166H208ZM22 168H24V167H22ZM211 168H212V166H211ZM214 168V167H213ZM263 168V167H262ZM21 169V168H20ZM19 169V170H20ZM178 170V172H176V171H174V170ZM204 169V168H203ZM215 170H216V168H215ZM263 170V169H262ZM12 171L13 172H6V171H3V173H2V171H1V173L2 174H0L1 176H0V179L1 180H3V182H4V185H6L5 183H7V181H6V178H8V177H10V175H12L11 173H14V175L18 178V176H19V171H18V168H16V167H14V169H12ZM212 171V170H211ZM222 171V172H221ZM5 172V173H4ZM19 172V173H18ZM21 172L23 173V170H21ZM203 172V171H202ZM205 172V171H204ZM207 172V171H206ZM206 172L204 173V175L206 174ZM195 173V172H194ZM261 173V172H260ZM4 174H8L7 176L8 177H6V175H4ZM198 174V173H197ZM212 174V173H211ZM213 175V174H212ZM258 175V174H257ZM220 176V177H221ZM198 177H199V175H198ZM201 177H202V175H201ZM200 177V178H201ZM222 177V178H223ZM259 177V176H258ZM11 178V177H10ZM14 178V177H13ZM223 178V179H224ZM263 177H261V180H263L262 179ZM15 179V178H14ZM183 179H184V176H183ZM226 179V178H225ZM257 179V178H256ZM11 180V179H10ZM141 180V179H140ZM193 180V179H192ZM191 180V181H192ZM215 180H216V178H215ZM214 180V181H215ZM220 180V179H219ZM219 180H218V182H219ZM255 180V179H254ZM253 180V181H254ZM6 181V182H5ZM181 181V180H180ZM183 181V180H182ZM181 181V182H182ZM194 181H196V180H194ZM225 181V180H224ZM224 181H220L219 182V185H220V183H222L220 186H225L226 184V186H230V185H228V184H231V183H228L229 181H228V179H226V181H228L227 183L226 182H224ZM238 181V182H237ZM252 181V180H251ZM181 182H180V185H181ZM190 182V181H189ZM217 182V181H216ZM255 183H257L256 181H254ZM262 182V181H261ZM260 182V183H261ZM135 183V182H134ZM184 183H185V181H184ZM183 183V184H184ZM213 183V182H212ZM224 183H226L225 185H224ZM251 183V182H250ZM186 184V183H185ZM241 184V183H240ZM239 184V185H240ZM257 184H259V182L257 183ZM264 184V183H263ZM0 185H2V183L0 182ZM8 185V184H7ZM186 185H188V183L186 184ZM190 185V184H189ZM209 185V184H208ZM211 185L212 184H210L209 185V188L211 187ZM217 185V184H216ZM131 186V185H130ZM171 186V187H170ZM252 186H253V184H252ZM256 186V185H255ZM260 186V185H259ZM181 187H183V185L181 186ZM185 187H187V186H185ZM196 187V186H195ZM198 187V186H197ZM201 187V186H200ZM199 187V189L200 190H202L201 188ZM217 187H219V186H217ZM230 187H232V185L230 186ZM254 187V186H253ZM261 187V186H260ZM1 188V187H0ZM3 188V187H2ZM174 188V187H173ZM184 188V187H183ZM188 188V187H187ZM190 188V189H189ZM187 190L189 191V190H191V188H192V191L195 189V188H193L192 186L191 187H189ZM225 188V187H224ZM166 189V190H165ZM179 189H180V187H179ZM178 189V190H179ZM197 189V192H198V188H196ZM212 189H214V188H212ZM215 189H217V188H215ZM221 189V188H220ZM220 189H218L219 191H220ZM253 189V188H252ZM255 189V188H254ZM172 190V189H171ZM174 190H175V188H174ZM176 190H177V188H176ZM176 190H175V192H176ZM199 190V191H200ZM211 190V189H210ZM245 190V189H244ZM257 190H258V187H257ZM259 190H260V188H259ZM258 190V191H259ZM4 191V190H3ZM187 191V192H188ZM219 191H217V193L219 192ZM249 191H252V190H249ZM185 192V191H184ZM194 192H195V190H194ZM193 192V193H194ZM195 192V194H196V197L199 199V197H200V193H202L203 194V192L202 191H200V192ZM256 192V191H255ZM3 193V192H2ZM168 193V192H167ZM190 193H192L191 191H190ZM215 193V192H214ZM216 193V194H217ZM220 193V192H219ZM218 193V194H219ZM222 193V195H224V193L223 192H221ZM221 193L219 194V195H221ZM247 193H248V191H247ZM251 193V192H250ZM260 193V192H259ZM262 193H264V192H262ZM166 194V193H165ZM183 194H185V195H183ZM182 195L183 196H181V194H179V202H182V203H184V206L186 207V209H188L187 211L188 212H186L185 213V210H182L183 209V206L181 207L182 209H179L180 207L178 206V209L179 210H182V212L180 211H178V213L176 212L177 210L176 209H174L173 207V209H174V211H172V213L176 216V219L177 220H173V215H172V213L170 214V215H172L173 217H171L170 215H169V217L167 218V219H169V218H172L170 221H172V222H174L175 224H176V226H179V224L178 223H180L179 221H182L183 219V221H185L186 219H192L193 218V212L194 211H192L193 209H195L196 208V206L195 207H193V209H192V205L190 206V203L191 204H193L192 202H194V201H199V200H192V199H185V197L184 196H186L187 198H188V194H189V192H188V194H186V192L185 193H183ZM197 194H200L199 195V197H198V195ZM204 194H207V193H204ZM210 194V193H209ZM211 194H213V193H211ZM210 194V195H211ZM215 194V195H216ZM217 194V195H218ZM261 194V193H260ZM167 195V194H166ZM169 195V194H168ZM167 195V196H168ZM172 195V194H171ZM194 195V194H193ZM210 195H208L209 197H210ZM214 195V196H215ZM219 195H218V197H216V198H219ZM226 195V194H225ZM230 195V194H229ZM258 195V194H257ZM175 196V195H174ZM178 196V195H177ZM177 196H175V197H177ZM202 196V199H203V195H201ZM205 196H207V195H205ZM204 196V197H205ZM251 196H252V194H250V198H251ZM123 197V196H122ZM190 197H192L193 199H194V197H195V195H194V197L192 196V194H191V196ZM189 197V198H190ZM196 197H195V199H196ZM212 197H213V195H212ZM212 197L211 198H209V200H212ZM222 197V196H221ZM223 197H225V196H223ZM223 197H222V199H223ZM254 197H255V195H254ZM259 197L261 198H263V195L262 196H260L259 195ZM257 198V200L258 199H260V198ZM214 198V197H213ZM226 199H227V197H225ZM224 198V202H222L223 204L225 203V201H226V199ZM176 199V198H175ZM201 199V201H203ZM208 199V198H207ZM206 199V200H207ZM221 199V198H220ZM244 199H246V198H244ZM248 199V198H247ZM256 199V198H255ZM255 199H252V200H250V201H253V200H255ZM177 200V199H176ZM176 200L174 201L175 203H176ZM180 200H182V201H180ZM192 200V201H191ZM206 200H205V202H206ZM209 200H207V202L209 201ZM217 201L219 200V199H216ZM264 200V199H263ZM214 199H213V203H214ZM216 201V202H217ZM227 201H228V199H227ZM226 201V202H227ZM242 201H243V199H242ZM241 200H238V202H236L237 204H235V207L233 206V210H237V208H239L240 209V211H242L241 210V208L243 209V207H244V205H245V207H244V209L243 210H245L248 206H247V204H244L243 202H242ZM248 201V200H247ZM259 201V200H258ZM173 202V203H174ZM177 202H178V200H177ZM179 202L177 203V205L179 204ZM200 202V201H199ZM198 202V203H199ZM212 202V201H211ZM210 202V204H212ZM215 202V203H216ZM240 202H242L243 204L239 207V206H237ZM245 202V201H244ZM249 202V201H248ZM255 202V201H254ZM262 202V201H261ZM91 203V202H90ZM197 203V204H198ZM201 203V202H200ZM200 203H199V205H200ZM218 203V202H217ZM217 203H216V205L215 206H217ZM233 203V202H232ZM250 204H252V202H249ZM256 203V202H255ZM117 204V205H118ZM172 204V203H171ZM202 205H203V203H201ZM226 204V203H225ZM241 204V203H240ZM250 204H248L249 205V207L248 208H250L251 206H250ZM162 205H164V204H162ZM169 205V204H168ZM176 205V206H177ZM181 205V204H180ZM183 205V204H182ZM195 205V204H194ZM201 205V206H202ZM205 205H206V203H205ZM220 205H221V203H220ZM227 205V204H226ZM252 205H254V207H255V205L256 204H252ZM174 207H176L175 206V204L173 205ZM207 206V205H206ZM224 206V205H223ZM247 206V207H246ZM256 206H259V205H256ZM118 207V206H117ZM167 207V206H166ZM185 207H184V209H185ZM208 207V206H207ZM221 207V206H220ZM219 206L216 208V210H217V213H219V214H221V215H219V214H217L218 215V218L216 219V217H214L215 218V220L214 221H217V222H219L220 221V223H221V226H222V223L223 222H221V220H222V218H223V220H225V216L227 215V213L228 214H230L229 213V211L230 210H232V209H230L229 211H227L228 210V208L227 209H225L226 207H224L223 209H222V207H221V211L219 212V208H220ZM163 208V207H162ZM168 208V207H167ZM199 208V207H198ZM210 208H211V205H210ZM214 207L212 206V209H213ZM252 208H253V206H252ZM116 209V208H115ZM152 209V208H151ZM158 209H160V208H158ZM157 209V210H158ZM204 209V208H203ZM211 209V210H212ZM148 210V211H147ZM161 210V209H160ZM165 211H166V209H164ZM196 210V209H195ZM199 211H200V209H198ZM210 209H208L207 211H209ZM210 210V211H211ZM214 210V209H213ZM248 210H250V209H248ZM155 211H156V209H155ZM154 211V212H155ZM162 211V210H161ZM246 211V210H245ZM245 211H242L241 212V214L242 215H244L243 213H245ZM197 212V211H196ZM214 211H212V213H213ZM234 212V211H233ZM236 212H238V211H236ZM247 212V211H246ZM249 212H252L251 214H250V221H248L247 219V222L249 223L250 222V224H251V226L249 225V227H247L248 229H245V230H247V232H248V234L247 235H245V234H243V236L245 235L246 236V238H248V239H250V240H252V241H249L250 242V244H256V242H260L261 240H263L264 239V216H262V214L260 213V211H259V209H258V207L257 208H253L251 211H249ZM112 213V212H111ZM138 213L139 214H141L142 216H140V215H138ZM156 214H157V212H155ZM163 213V212H162ZM183 213H184V215H183ZM197 213H199V212H197ZM196 213V215H199V214H197ZM231 213H232V211H231ZM240 213V212H239ZM239 213H236L237 215H238V217H240L241 216V214H239ZM136 214L139 216H137V219H138V221H137V219H135L134 217H132L133 215H135L136 216ZM155 214V215H156ZM167 214V213H166ZM186 214V215H185ZM210 214V213H209ZM213 214H215V212L213 213ZM226 214V215H225ZM233 214V213H232ZM236 214H235V216H236ZM247 214V213H246ZM155 215H152V218H153V216H155ZM159 215H161V214H159ZM163 215V214H162ZM109 216V215H108ZM145 216V215H144ZM168 216V215H167ZM220 216V217H219ZM224 216V217H223ZM232 216V215H231ZM246 216V215H245ZM244 216V218H248V217H245ZM249 216V215H248ZM156 217V216H155ZM158 217V216H157ZM201 217H204V216H201ZM200 217V218H201ZM211 217V216H210ZM242 217V216H241ZM108 218V217H107ZM159 218H161V217H159ZM164 218V220H166V218L165 217H162V219ZM162 219H161V221H162ZM174 219H175V217H174ZM179 219H181V220H179ZM206 220V218H203V220ZM208 219H209V215H208ZM221 219V220H220ZM226 219H227V216H226ZM232 219V218H231ZM236 219V218H235ZM238 219V218H237ZM243 219V218H242ZM241 219V220H242ZM150 220V219H149ZM148 220V221H149ZM151 220H153V219H151ZM193 220V219H192ZM191 220V221H192ZM202 220V219H201ZM210 220V219H209ZM212 220V221H213ZM222 220V221H223ZM232 220H234V218L232 219ZM231 220V221H232ZM238 220H240V218L238 219ZM237 220V221H238ZM158 221H159V219H158ZM187 221V220H186ZM184 222L185 223V225L186 226H188V229H187V227H185V230L187 229L188 231H189V238H190V235L192 236V231H193V228H194V231L196 232V230L199 228V227H197V226H194L193 227V224H192V226H190L191 224H188L189 222ZM195 221V220H194ZM211 220L208 222L207 220L206 221H204V224H203V227L205 228V227H207V224L209 223V224H211L210 222H212ZM231 221H230V223H231ZM235 221V220H234ZM236 221V222H237ZM243 221H244V219H243ZM157 222V221H156ZM160 222V221H159ZM163 222V221H162ZM161 222V223H162ZM165 222H167V221H165ZM203 222V221H202ZM233 222V221H232ZM240 222V221H239ZM139 225H138V224ZM171 223V222H170ZM184 223H180V224H184ZM191 223V222H190ZM192 223H193V221H192ZM234 223V222H233ZM232 223V225H236V224H233ZM244 223H245V221H244ZM157 225H158V223H156ZM155 224V225H156ZM160 224V223H159ZM163 224V226L161 227V229L163 228L165 231H166V238L167 239H169V237H170V240H171V237L173 236V234L172 233H170V232H172L173 230H171L173 227H175L174 225L175 224H173V223H171L172 225L170 226L169 224H167V223H162ZM161 224V225H162ZM208 224V225H209ZM215 224H217V223H215ZM229 224V223H228ZM147 225V224H146ZM146 225H144V226H146ZM154 225V226H155ZM212 225V224H211ZM210 225V226H211ZM218 225H219V223H218ZM238 225V224H237ZM244 225V224H243ZM143 226V227H144ZM160 225H158L157 227H159ZM182 226H184V225H182ZM215 226V225H214ZM228 226V225H227ZM231 226V225H230ZM240 226V225H239ZM109 227V228H110ZM136 227H139L140 229H138V228H136ZM201 227V226H200ZM213 227V226H212ZM232 227V226H231ZM241 228H244V226L242 227V224H241V226H240ZM146 228V227H145ZM234 228V227H233ZM237 228V227H236ZM156 229V228H155ZM160 229V228H159ZM158 228H157V230L156 231H158L159 230ZM160 229V230H161ZM183 229V228H182ZM207 229V228H206ZM205 229V230H206ZM175 230V229H174ZM215 231H216V229H214ZM227 230V229H226ZM237 231L239 230V233H240V231L242 232V231H244V229L243 230H241V229H236ZM236 230H234V232L236 231ZM140 231H143V228H142V230H140ZM155 231V232H156ZM209 231H211V230H209ZM233 231V230H232ZM144 232V231H143ZM146 232V231H145ZM183 232V231H182ZM185 232V231H184ZM203 232V231H202ZM207 232V231H206ZM212 232V231H211ZM214 232V231H213ZM212 232V233H213ZM227 232V231H226ZM131 233V234H130ZM173 233H174V231H173ZM176 233V232H175ZM174 233V234H175ZM191 233V234H190ZM217 233H218V231H217ZM246 233V232H245ZM114 234V233H113ZM130 234V235H129ZM137 234H138V232H137ZM139 234H141L140 232H139ZM154 234H156V233H154ZM169 234H170V236H169ZM172 234V235H171ZM179 234V233H178ZM187 234V233H186ZM196 234V233H195ZM202 234V233H201ZM222 234V233H221ZM116 235V234H115ZM124 235V236H125ZM148 235V234H147ZM152 235V234H151ZM165 235H162V238H165V237H163V236H165ZM181 236H178L177 235V233H176V235H174V236H177V239H176V237H172L173 239L175 238V240H173V241H176V244H175V248L177 249L176 251H177V253L178 254H182L181 255V257L179 256V260H180V258H183L182 256L184 255L183 254V252L185 253V248L183 247V241L185 240L184 239V237H183V234L181 233L180 234ZM188 235V234H187ZM230 235V234H229ZM233 235V234H232ZM236 234H234V236H235ZM117 236V235H116ZM167 236H169V237H167ZM216 236V235H215ZM227 236V235H226ZM113 237V236H112ZM149 237H152V236H149ZM144 238V237H143ZM162 238H160L159 237V240H157V241H155V242H157V243H155L156 245H158L159 246V243L161 242L160 241V239H162ZM165 238V239H166ZM235 239H236V236L234 237ZM118 239H120V237L118 236ZM117 239V237L115 238L114 237V243H112V244H115L116 245V242H118V244L120 245H118L119 247H120V249H119V247L117 246H115L116 248H118L119 250H121V253H123V250L124 251H126L127 249L126 248H128V247H126V245H123V243L124 244H128V246H129V243H128V241H127V243L126 242H124L123 241V243H122V240H118ZM122 239V238H121ZM166 239V240H167ZM195 239V238H194ZM218 239V238H217ZM239 239V238H238ZM244 239V238H243ZM247 239V240H248ZM117 240V241H116ZM123 240H124V238H123ZM133 240V239H132ZM143 240H146V239H143ZM142 240V242H145V241H143ZM155 240V239H154ZM154 240H152V243H154L153 241ZM188 240V239H187ZM207 240V239H206ZM112 241V240H111ZM164 241L165 240H163L162 239V242L164 243ZM173 241L171 242V247H173L174 245V243H173ZM122 243V245H123V247H121L122 245L120 244V243ZM133 242H135V237H134V240H133ZM151 242V241H150ZM150 242H148V245L149 244H151ZM167 242V241H166ZM187 242V241H186ZM189 242V241H188ZM219 242V241H218ZM235 242V241H234ZM246 242V241H245ZM244 242V244L246 245V243ZM262 242V241H261ZM167 243H170V241H168ZM190 243V242H189ZM189 243H186L188 246H189ZM220 243V242H219ZM182 244V245H181ZM234 244V243H233ZM249 244V245H250ZM259 244V243H258ZM262 244V243H261ZM146 245V244H145ZM153 245V244H152ZM161 245V244H160ZM162 245H165V244H162ZM173 245V246H172ZM177 245V246H176ZM203 245V244H202ZM201 245V246H202ZM213 245V244H212ZM132 245H131V242H130V248L131 249H133L132 247H131ZM144 246V245H143ZM180 246V247H179ZM187 246V247H188ZM200 245H199V248H197V249H200V247H201ZM211 246V245H210ZM244 246V245H243ZM251 246V245H250ZM160 247V246H159ZM162 247V246H161ZM171 247H169V248H171ZM186 247V246H185ZM190 247V246H189ZM192 247H194V246H192ZM196 247V246H195ZM197 247H198V245H197ZM203 247V246H202ZM234 247V246H233ZM246 246H244V248H245ZM122 248V249H121ZM125 248V249H124ZM129 248V249H130ZM146 248H147V246H146ZM152 248V247H151ZM154 248V247H153ZM168 248V249H169ZM204 249H205V247H203ZM203 248H202V250H203ZM243 248V247H242ZM259 248H260V246H259ZM115 249V248H114ZM167 249V248H166ZM218 249H219V247H218ZM224 249V248H223ZM246 249V248H245ZM256 249L258 250V245H257V247H256ZM173 250V249H172ZM171 249H170V252L172 251ZM175 250V249H174ZM201 250V249H200ZM215 250V249H214ZM244 250V249H243ZM242 249H241V251H243ZM167 251H169V250H167ZM236 251V250H235ZM260 251V250H259ZM118 252H120V251H118ZM126 252H129V253H127V254H125ZM124 254H125V256H126V258H127V256H129L128 258H130V254H132V252L130 251V250H127ZM147 252V251H146ZM145 252V253H146ZM159 252V251H158ZM163 252V251H162ZM165 252V251H164ZM163 252V253H164ZM169 252V253H170ZM174 252V251H173ZM193 252H195V251H193ZM192 252V253H193ZM197 253L199 252V253H201V255H202V253L204 252V250H203V252H200V251H196ZM258 252V251H257ZM120 253V255H122ZM155 253V252H154ZM154 253H153V255L152 256H154ZM168 253V254H169ZM175 253V252H174ZM190 253V252H189ZM242 253V252H241ZM246 253V252H245ZM140 254V253H139ZM147 254V253H146ZM152 254V253H151ZM167 254V253H166ZM171 256H173V253L171 252ZM176 254V253H175ZM174 254V255H175ZM178 254H176L175 255V257L178 255ZM214 254V253H213ZM225 254V253H224ZM237 254V253H236ZM262 254V253H261ZM196 255V256H195ZM194 256H193V260H191L192 258H191V255H190V258H189V260H191L192 262H193V264H198L199 263V261L198 262H196L197 261V259H200V257H202V256H200V255H197V254H195ZM233 255V254H232ZM247 255V254H246ZM262 255H264V254H262ZM145 256V255H144ZM143 256V257H144ZM147 256V255H146ZM149 256V255H148ZM156 253H155V258H156ZM168 256H170V254L168 255ZM185 256V255H184ZM198 256H200L199 258H198ZM236 256V255H235ZM238 256V255H237ZM258 256H260V255H258ZM150 257V256H149ZM167 257V256H166ZM174 257V258H175ZM178 257V256H177ZM225 257V256H224ZM104 258H107V259H109V257L106 255V257H104ZM125 258V257H124ZM137 258H140V256H138ZM152 257H150V259H151ZM173 258V260H175ZM226 258V257H225ZM264 258V257H263ZM106 259V260H107ZM149 259V260H150ZM153 259V258H152ZM170 259H172L171 257H170ZM169 259V260H170ZM237 259V258H236ZM235 259V260H236ZM258 259H260V258H258ZM258 259H256V262L258 261L259 262V260ZM128 260V259H127ZM131 259H129V261H130ZM144 261H145V263H146V258L145 259H143ZM172 260V261H173ZM188 260V259H187ZM204 260V259H203ZM241 260V259H240ZM248 259H246V261H247ZM262 260V259H261ZM105 261V260H104ZM108 261V260H107ZM136 261H138V260H136ZM140 261V260H139ZM138 261V262H139ZM143 261V262H144ZM177 261H178V259H177ZM183 261H184V259H183ZM244 261V260H243ZM249 261V260H248ZM263 261H264V259H263ZM110 262V261H109ZM126 262V261H125ZM132 262V261H131ZM137 262V263H138ZM174 262V261H173ZM202 262V261H201ZM235 262V261H234ZM251 262V261H250ZM253 262V261H252ZM256 262H254V264L256 263ZM258 262L256 263V264H258ZM133 263V262H132ZM131 263V264H132ZM151 263V262H150ZM179 263V262H178ZM203 263V262H202ZM107 264V263H106ZM109 264V263H108ZM152 264V263H151ZM169 264V263H168ZM177 264V263H176ZM184 264V263H183ZM190 264V263H189ZM201 264V263H200ZM246 264V263H245ZM250 264V263H249ZM261 264V263H260ZM263 264V263H262Z\"/></svg>",
    "mask_w": 264,
    "mask_h": 264
}]
</instances>
